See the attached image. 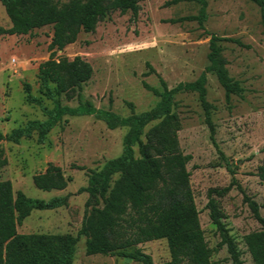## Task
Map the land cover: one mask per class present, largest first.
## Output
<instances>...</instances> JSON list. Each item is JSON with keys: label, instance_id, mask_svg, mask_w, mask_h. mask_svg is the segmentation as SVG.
Here are the masks:
<instances>
[{"label": "rangeland", "instance_id": "374dc122", "mask_svg": "<svg viewBox=\"0 0 264 264\" xmlns=\"http://www.w3.org/2000/svg\"><path fill=\"white\" fill-rule=\"evenodd\" d=\"M64 3L69 0H55ZM168 0H141L137 18L131 11H112L92 32L82 31L76 42L58 50L55 57H83L94 70L84 84L82 95L97 108L112 109L122 117L150 110L159 101L143 82L161 88L159 76L170 88L196 80L209 65L211 34L239 40L221 41L229 73L244 88L242 95L227 101L217 76L209 72L207 98L212 104L214 137L205 120L196 92L174 97V110L181 118V151L192 156L187 168L199 210V219L214 264H233L208 205L213 199L229 236L242 251L243 264H254L244 236L261 229L245 194L260 205L264 215V25L260 7L251 0H207L208 19L204 28L197 21H178L199 12L196 2L166 6ZM12 25L0 0V26ZM53 26L34 29L26 35L0 36V130L7 134L29 120L47 118L43 107L55 101L41 91L39 64L48 60ZM150 67L155 72L146 75ZM27 85L30 86L28 91ZM29 96L39 101L32 102ZM63 105L77 106L78 98L59 97ZM133 104V108L130 107ZM155 123V122H154ZM154 123H151L147 129ZM127 127L110 129L95 115H66L50 131L45 142L38 134L20 143L0 141V180L12 182L14 195L49 200L68 195L67 205L57 209H35L18 225L24 234L77 235L90 195L80 191L88 185L89 171L101 169L121 155ZM136 150L137 147H136ZM49 163L60 166L72 180L63 190L44 191L35 186L33 176ZM82 166L83 169L78 167ZM119 177L115 175L113 182ZM237 184L232 185V181ZM230 186V187H229ZM228 189L224 190L225 188ZM101 200L89 208L102 207ZM138 247L155 264H166L171 252L166 238L147 241ZM74 264H138L117 256L86 252V237L76 245Z\"/></svg>", "mask_w": 264, "mask_h": 264}, {"label": "trees", "instance_id": "16d2710c", "mask_svg": "<svg viewBox=\"0 0 264 264\" xmlns=\"http://www.w3.org/2000/svg\"><path fill=\"white\" fill-rule=\"evenodd\" d=\"M141 0H69L58 3L55 0H1L11 20L10 27L0 26V36L26 35L43 26H53L50 44L52 50L48 60L39 64L38 77L41 91L55 101L53 108L43 107L47 118L33 119L10 133L0 130V141L20 143L34 133L45 142L50 131L64 116L95 115L110 129L127 127L121 155L110 159L99 170H90L88 185L80 191L88 192L86 211L82 226L73 234H24L17 230L35 209H57L67 205L69 196H54L49 200L31 198L23 192L14 195L12 182L0 180V264H74L76 245L81 236L86 237V252L89 255L104 254L131 259L138 264H155L152 257L138 245L147 241L166 238L171 260L166 264H214L212 250L206 241L199 219L194 192L191 186V172L187 165L192 156L183 154L179 131L181 118L174 110V97L181 92H196L204 109L205 120L212 137L215 125L212 119L213 106L207 98L208 73H214L225 89L227 101L232 95H242L244 88L232 78L219 42L237 39L211 34L209 65L194 81L181 82L170 88L159 76L161 88L144 86L159 96V101L150 110L132 113L122 117L112 109L97 108L84 99V84L90 81L94 70L81 56L73 59L56 58V52L76 42L82 32H92L97 24L106 19L110 12H132L137 18ZM260 7L264 25V0H251ZM180 2H196L199 12L178 21H197L204 28L208 19L207 0H168L170 6ZM155 72L150 67L149 73ZM28 91L30 86L27 85ZM78 98L75 107L63 105L59 99ZM32 102L38 99L29 96ZM133 108V104L130 103ZM155 122V123H154ZM152 124L148 129L147 127ZM136 147L138 150H136ZM7 164L0 158V166ZM83 169L82 166L78 167ZM119 177L113 182L115 175ZM72 180L63 169L49 163L44 172L33 176L34 184L44 191L63 190ZM237 184L233 179L232 185ZM230 187V186H229ZM225 188L224 190L228 189ZM261 229L244 236L254 264H264V215L260 205L245 194ZM101 200L102 207L89 210L93 201ZM211 216L217 225L233 264H243L242 251L229 236L225 224L218 215L213 199L208 202Z\"/></svg>", "mask_w": 264, "mask_h": 264}]
</instances>
